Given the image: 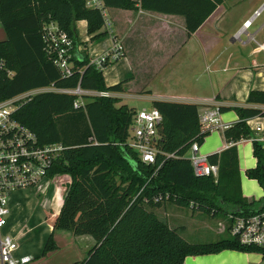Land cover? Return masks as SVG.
Segmentation results:
<instances>
[{"label": "trees", "instance_id": "obj_1", "mask_svg": "<svg viewBox=\"0 0 264 264\" xmlns=\"http://www.w3.org/2000/svg\"><path fill=\"white\" fill-rule=\"evenodd\" d=\"M113 9L136 10L129 0H105ZM226 0H142L145 11L185 19L188 35L196 33ZM87 22L92 39L103 25L98 12L86 9L84 0H0V22L8 39L0 42V59L7 63L0 73V102L29 91L54 85L58 89L123 93V83L107 86L103 72L90 66L88 54L79 51L76 24ZM57 24L74 41L71 63L74 73L63 78L45 51L43 27ZM77 96L43 93L24 102L17 119L32 129L42 145L62 143L68 149L54 171L56 182L69 184L54 229L75 236H90L95 245L88 258L79 264H183L189 256L216 254L224 250L255 253L233 238L209 244L187 242L176 229L149 209L161 207L152 202L159 194H170V202L191 207L213 217L220 214H250L264 208L242 197L236 143L252 139L247 120L264 117L258 108L220 107L221 113L235 110L240 121L225 131L229 144L221 154L208 157L219 166L217 178H196L188 152L193 143L203 144L208 132H202L199 106L190 103L154 101L163 117L159 149L174 153L157 170L146 165L137 153L125 146L135 109L123 105L119 97L93 98L85 107L74 108ZM247 103L264 106V91H251ZM257 166L248 170L264 190V147L253 140ZM164 160L158 156V163ZM59 184V185H60ZM143 192L136 199L140 191ZM151 201L145 203V199ZM57 249L51 235L43 256Z\"/></svg>", "mask_w": 264, "mask_h": 264}, {"label": "crops", "instance_id": "obj_2", "mask_svg": "<svg viewBox=\"0 0 264 264\" xmlns=\"http://www.w3.org/2000/svg\"><path fill=\"white\" fill-rule=\"evenodd\" d=\"M120 10L129 13L124 17H113L115 32L125 47V56L103 72L107 86L123 83V93L117 94L120 99L152 103L154 101L190 103L199 107L215 105L229 108L252 107L264 112L263 105L247 103L251 91H264V56L257 57L251 64H246L243 57L235 54L233 49L237 43L235 34L239 29L233 32L232 36L226 38L221 36V32H224L220 24L223 6L192 35H188L185 19L181 16ZM79 24L87 31L86 21L78 22L77 30ZM263 26L264 24L255 31L256 35L262 31ZM92 37L87 34L85 38L84 42L90 43L88 49L81 46L84 42L79 41V51L88 54L90 59L112 46V39L108 36L102 35L97 39ZM7 39L6 31L0 22V42ZM161 74L166 77L164 80L166 91L155 92L151 86L144 85L146 82L139 81L140 77L145 75ZM107 75L112 79V83H107ZM206 76L207 80L204 79ZM172 79L174 83L171 82ZM135 110L139 111L136 108ZM221 118L222 123L229 128L240 121L235 110L222 113ZM247 125L252 132V139L241 140L235 144L238 150L240 188L242 197L249 203L255 202L256 207L260 208L264 201V190L256 180L249 179L246 173L257 166V160L253 155V140H257L264 147V117L251 118L247 120ZM228 129L221 128L210 132L201 145V153L210 157L232 147L234 144H229L225 138V131ZM29 192L20 191L12 195L10 215L5 228L6 234L14 237L19 245L17 256H30L31 264L84 262L95 245L94 239L90 236L77 237L70 231L54 229V222L62 206L57 207L53 200L48 203L47 201L33 203L27 195ZM34 204L42 207L45 220L44 217L43 222L37 220V226L30 228V224L36 222ZM53 207L56 211L51 214ZM43 214L41 216H44ZM165 219L169 226L168 214ZM48 220H52V223L48 224ZM170 228L176 229L183 237L181 232L184 226ZM51 235L57 249L43 256ZM225 235L226 233L220 232L219 229V232H213L212 237L206 240L197 242L185 240L192 244H209L231 237ZM252 254L254 255L224 250L216 254L189 256L183 264H264L259 254L255 253L259 259L254 258Z\"/></svg>", "mask_w": 264, "mask_h": 264}, {"label": "built area", "instance_id": "obj_3", "mask_svg": "<svg viewBox=\"0 0 264 264\" xmlns=\"http://www.w3.org/2000/svg\"><path fill=\"white\" fill-rule=\"evenodd\" d=\"M135 4L136 11L144 13L142 0H129ZM86 9L98 12L103 20L101 29L96 34H102L112 39V46L104 53L90 59V66L104 72L125 56V47L114 30L111 9L105 0H84ZM264 12V2L253 15L247 19L235 34L236 41L255 40V33L249 30ZM264 28V26H263ZM262 28V29H263ZM43 40L45 51L49 59L58 68L63 78H69L74 73L71 63L74 57V41L60 27L51 22L43 27ZM264 50V45H260ZM6 72L9 78L15 73L7 68L5 60L0 59V73ZM61 93L77 96L74 103L75 109L85 107L87 102L98 97H118L117 93L96 92L83 90L80 86L76 89H58L54 85L46 88L35 89L27 93L0 102V264H31L30 256L18 257L19 245L14 237L3 234L8 224L10 215V202L12 195L20 191H35L44 196L43 201H54L57 207L62 206V189L52 176L58 162L64 158L68 149L62 143L42 145L36 133L25 124L21 123L16 114L24 104L34 96L43 93ZM220 107H200L199 120L202 132H212L226 128L222 123ZM163 117L156 108L136 111L132 124L129 127L128 140L125 146L137 153L141 162L146 165L157 166L159 170L168 159L176 158L174 153H163L159 149L160 127ZM158 156L164 160L158 163ZM188 158L191 162L193 174L196 178H217L219 166L210 163L208 156L201 153V145L193 143ZM137 195L136 199L143 192ZM154 203H164L171 200L170 194H159L152 199ZM150 199L146 198L145 203ZM229 224L227 232L242 247L255 250L264 262V208L255 210L250 214L228 213Z\"/></svg>", "mask_w": 264, "mask_h": 264}, {"label": "rangeland", "instance_id": "obj_4", "mask_svg": "<svg viewBox=\"0 0 264 264\" xmlns=\"http://www.w3.org/2000/svg\"><path fill=\"white\" fill-rule=\"evenodd\" d=\"M263 2L264 0H226L225 3L222 5L224 8V11H223V16H222V20L220 24H222V28L224 29V32H221V36H224L225 38L229 35L232 36V33L240 29L243 23L247 19H249L256 10H258L261 7ZM128 14L129 13L122 12L120 9H113V8L111 9L112 19L113 17L115 18L124 17ZM113 22H114V19H113ZM263 24H264V12L261 14L258 20L254 23L253 27L249 30V32L255 33V31ZM78 30H79L78 39L82 43L85 41V38L87 37L88 32L85 31L83 28H81L80 24L78 25ZM242 39L243 41H237L233 49L236 55L243 57L246 60V64H251L253 60L257 59V57L264 56V50L260 48V45H264V28L259 34L255 36V40H251L250 42H248L245 36H242ZM81 46L88 49L90 46V43L84 42L81 44ZM207 78L208 77L206 76L204 79L207 80ZM165 79L166 77L164 76V74L157 75V76L145 75L143 77H140L139 81L141 83L146 82L144 85L147 84L148 87L151 86V88L155 92L157 91L162 92V91L167 90V88L165 87L166 83H164ZM112 82H113L112 79L107 75V83H112ZM171 82L174 83V79H172ZM123 105H127L128 107L133 108V109L136 108L139 111L142 109L151 110L153 108L152 101H138L135 99H126V100L121 99V102L117 104V107H120ZM67 181L68 180L66 179L63 180L62 182L63 183L65 182V184L63 185L59 183L62 189L61 197L63 199L66 195V191L69 186ZM27 195H29L31 202L33 203H36V201L41 203L43 199L45 198L44 196L39 197V195L36 194L35 191L33 192L31 191L27 193ZM34 205H35L34 211L36 212L34 214L36 222L33 224H30V228L37 226L38 221L43 222V217L45 220V215L41 211L42 207H39V204L38 206H36V204ZM149 210L153 211L158 216V218L162 220L163 222H166L165 218H166V214H168L169 215V219H168L169 226L172 228H176L178 226H184V229L181 233L183 235V238L189 242H197L198 240H206L208 238H211L213 232H219V229H220V232L226 233L225 236H229V233L226 232L227 226L229 224L228 214H220L218 215L219 217L214 218L212 215L209 216V214L207 213L199 212L197 210H194L191 207H180L170 201L162 203L161 207L154 208V209L150 208ZM55 211H56L55 207L51 208V214L52 213L54 214ZM42 214L44 216H41ZM51 214H49V216ZM47 223L51 224L52 220H48ZM3 234H6L5 229L3 231ZM252 256L254 258L259 259L255 253L254 255L252 254Z\"/></svg>", "mask_w": 264, "mask_h": 264}]
</instances>
